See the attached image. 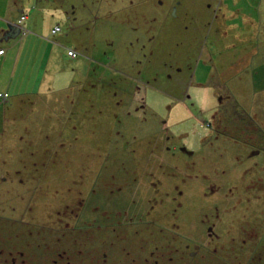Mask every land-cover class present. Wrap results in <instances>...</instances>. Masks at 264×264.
Here are the masks:
<instances>
[{
    "label": "rangeland",
    "instance_id": "obj_1",
    "mask_svg": "<svg viewBox=\"0 0 264 264\" xmlns=\"http://www.w3.org/2000/svg\"><path fill=\"white\" fill-rule=\"evenodd\" d=\"M12 1L0 259L264 264V0Z\"/></svg>",
    "mask_w": 264,
    "mask_h": 264
},
{
    "label": "crops",
    "instance_id": "obj_2",
    "mask_svg": "<svg viewBox=\"0 0 264 264\" xmlns=\"http://www.w3.org/2000/svg\"><path fill=\"white\" fill-rule=\"evenodd\" d=\"M11 1V0H10ZM13 2V6H18V7H20V5L16 2V0H13L12 1ZM7 5L6 6H8L9 5V0H7V3H6ZM22 8H24V7H22ZM18 10V13H21V10H19V8L17 9ZM6 11L7 10H5V12H3V13H1L0 14V30H4L5 28H6V25H7V23H16L15 21H17V20H15L14 19V17H12L13 15H12V13L10 12L11 11V7H9V9H8V13H6ZM24 11V10H23ZM23 14H26V13H23ZM27 16H28V13H27ZM29 22V23H28ZM28 23V24H27ZM22 26H23V28L24 29H27V28H30V30H31V28H32V22H30L29 21V17L27 18V20L26 21H24L23 23H22ZM33 30V29H32ZM29 32H27V34H28ZM32 35V34H31ZM29 40V39H31V41H38L39 40V38H37V37H33V36H26L24 39H23V45L21 46L20 44H18V45H16L15 43H12V44H10V46L8 47V48H12V49H9L8 50V48H5V47H2V46H0V50H3L4 52H3V54H1L0 55V61H1V59H2V61H3V59H4V57H5V55L8 53V52H10V53H12V50L13 49H15V47L17 48V55L14 57V59H13V63H12V66H13V64H14V66L12 67V70H11V72H10V75H11V73L13 74L14 73V71H15V66H16V64H17V61H18V59H20L21 58V56H20V58H19V55H20V50L22 51V49L24 48V43H25V40ZM3 41H5V40H1L0 42H3ZM54 50V46H51V51L49 52V54L46 56V60H45V70H46V65H48V64H50L51 63V66H52V68H54L55 67V62H54V58H55V55L53 54V51ZM44 73H45V71H44ZM45 74H43L42 76H44ZM51 77H52V74H51ZM45 93H43V92H41V88H38L37 89V91H36V93H29V94H24V95H19V96H16V97H14V98H16V99H18L19 100V102H21L22 100H25V98L26 97H31L32 99H36V102H38L40 99H39V97H41V96H43ZM6 95V98H9V96H8V94H5ZM12 100V99H11ZM37 103H34V105H36ZM33 110H34V107H33ZM8 113H5V115H7Z\"/></svg>",
    "mask_w": 264,
    "mask_h": 264
},
{
    "label": "flooded vegetation",
    "instance_id": "obj_3",
    "mask_svg": "<svg viewBox=\"0 0 264 264\" xmlns=\"http://www.w3.org/2000/svg\"><path fill=\"white\" fill-rule=\"evenodd\" d=\"M41 245H43V244H41ZM40 244L38 245V246H36V247H32V248H30V247H25V250H23V251H21L20 253L21 254H19V256H17L16 258H13V257H10L11 256V252H9L8 253V255H9V258L8 259H0V264H31L30 262L32 261L31 259H28L26 256H25V254L27 253V252H40V256H42L43 257V254L45 253V251H43V250H39L40 249V246H41ZM23 253H24V255H23ZM27 254H29V253H27ZM31 254V253H30ZM38 260V259H37ZM39 261V260H38ZM51 261V260H50ZM40 262V261H39ZM44 264V263H43ZM50 264H52V263H50Z\"/></svg>",
    "mask_w": 264,
    "mask_h": 264
},
{
    "label": "water",
    "instance_id": "obj_4",
    "mask_svg": "<svg viewBox=\"0 0 264 264\" xmlns=\"http://www.w3.org/2000/svg\"><path fill=\"white\" fill-rule=\"evenodd\" d=\"M20 27L17 26V24H8L7 25V30H4V32H2V36L0 37V41L1 40H5L8 41L10 39H16L19 34H20Z\"/></svg>",
    "mask_w": 264,
    "mask_h": 264
},
{
    "label": "built area",
    "instance_id": "obj_5",
    "mask_svg": "<svg viewBox=\"0 0 264 264\" xmlns=\"http://www.w3.org/2000/svg\"><path fill=\"white\" fill-rule=\"evenodd\" d=\"M60 31V28L59 27H55L53 30H52V34H57L58 32ZM3 50H0V55L1 54H3ZM68 56H70V57H72V58H76L77 57V53L76 52H74V51H72V50H69L68 51ZM2 98L3 99H6V95L5 94H3L2 95Z\"/></svg>",
    "mask_w": 264,
    "mask_h": 264
}]
</instances>
